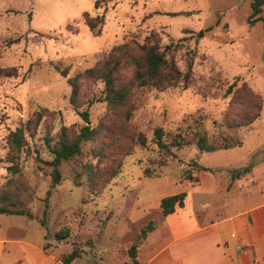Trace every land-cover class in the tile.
<instances>
[{
	"label": "rangeland",
	"instance_id": "1",
	"mask_svg": "<svg viewBox=\"0 0 264 264\" xmlns=\"http://www.w3.org/2000/svg\"><path fill=\"white\" fill-rule=\"evenodd\" d=\"M250 2L104 0L96 8L95 0H0V66L17 68L16 76L0 79V192L9 189L10 200L18 199L32 215L0 214V239L46 246L40 264H60L73 243L82 254L70 264H126L131 245L142 246L138 257L143 261L163 242L162 197L186 192L196 210L206 200V213H212L228 198L222 188L203 195L196 179L222 187L231 175L228 169L249 168L251 163L264 184V26L262 19L248 23ZM84 12L103 16V23L91 30ZM258 16L264 19V4ZM150 33L157 35L162 48H170L167 56L180 71L192 62L191 80L187 86L136 91L126 119L121 109H108L104 82L82 73L115 45L126 42L137 54V44ZM55 66L66 68L67 74L62 76ZM132 72L128 63L121 64L122 80H129ZM77 74L74 107L69 79ZM247 89L260 98L259 115L246 126H234L244 113L256 109L257 101ZM84 110L97 137L82 143L81 155L60 163L61 179L50 187L47 161L52 155L45 138L54 142L62 126L77 133L86 125L78 114ZM36 112L42 115L39 123L31 134L25 132L26 145L8 161L9 132L34 119ZM183 119H199L210 140L220 134L239 136L242 145L206 152L189 144L172 148L174 155L164 154L153 141L154 129L175 132L184 126ZM138 133L145 136V146L129 138ZM14 163L16 173L7 169ZM100 171L98 180L105 183L95 193L89 188L90 173ZM64 227L69 237L56 240L54 233ZM6 246L16 251V243ZM28 260L39 264L36 255L25 257L22 264Z\"/></svg>",
	"mask_w": 264,
	"mask_h": 264
},
{
	"label": "trees",
	"instance_id": "2",
	"mask_svg": "<svg viewBox=\"0 0 264 264\" xmlns=\"http://www.w3.org/2000/svg\"><path fill=\"white\" fill-rule=\"evenodd\" d=\"M104 0H95V7L98 8ZM264 0H251L250 5L252 13L248 18V23L253 24L258 19H264L259 17L258 14L262 10ZM84 22L88 27L93 30L98 25L103 23V16L96 15L90 16L88 12L83 13ZM168 46L162 48L159 44V39L155 33H150L145 37L144 41L137 44V50L139 52L134 54L130 50L129 44L124 42L113 46L107 55L103 59L98 61L94 66L89 67L83 71L85 77L93 79H101L104 82V100L108 109L115 110L121 109L125 118L128 119L131 114V98L136 91L145 90L148 88L165 89L170 86H177L182 83L184 86L191 80L192 62L188 61L187 69L185 72L180 71L177 67L174 59L168 58L167 50ZM128 63L133 68L131 78L124 81L120 78L119 70L121 64ZM55 68L60 72L62 76L67 74V69H60L58 66ZM17 75V68L2 67L0 66V79L2 77H12ZM69 79L71 86V93L69 101L72 106L76 107L77 96L79 93L78 76ZM233 83L230 84L225 93L229 94L232 90ZM249 95L257 101L255 111L253 113L247 112L242 115L240 120L235 123L234 126H246L252 123L259 115L260 110V98L257 94L248 90ZM81 118L86 122V125L82 126L77 133L70 134L65 126L60 128L58 137L54 142L52 139L46 136L45 143L48 151L51 153L52 158L47 161V164L51 167L50 187L55 186L61 179V173L59 165L63 161H68L75 157H78L82 153V143L86 141H93L96 139L98 131L95 127H91L89 123V114L86 110L78 112ZM35 118L28 119L25 123L20 124L14 130L8 134L7 142L9 146L8 161H14L17 158L19 152L26 145L25 132L31 134V129L35 128L39 123L42 115L41 112H36ZM182 124L175 132H166L161 127H157L153 131V141L155 145L166 155H174L172 148H182L189 144H194L200 151L212 152L220 149H229L242 145V139L232 136L219 135V139H211L208 137L205 131L201 129V121L199 119H193L192 122H187L183 119ZM233 125V124H230ZM129 138L132 142H137L140 146L146 145V138L143 134L137 135L130 134ZM102 151H98V156H101ZM115 160V159H114ZM118 165V163L116 164ZM198 169L208 170L196 164ZM8 171L16 173L19 171L17 163L9 165ZM249 168L245 167L241 170H234L235 175L244 174ZM144 172L147 174L148 169ZM92 181L89 183V188L95 193L101 191L104 187V183H100L98 177L102 175V172H91ZM114 172L111 174L113 175ZM78 182V181H77ZM51 190L47 191L49 195ZM12 193L9 189L0 192V214H27L32 216L29 211L20 207L18 199H11ZM187 200V193L180 192L168 196H164L160 199L159 205L161 212L164 216L175 212L177 209L183 208ZM42 224L45 221L42 220ZM151 227V226H150ZM70 230L68 227H64L54 233L56 240L61 241L69 237ZM145 235V231H142V236ZM46 246H44L45 250ZM137 245H131L128 249L129 262L126 264H140L137 260ZM82 251L77 247L76 243L72 244V249L67 254L61 257L60 264H70L74 259L81 257Z\"/></svg>",
	"mask_w": 264,
	"mask_h": 264
},
{
	"label": "crops",
	"instance_id": "3",
	"mask_svg": "<svg viewBox=\"0 0 264 264\" xmlns=\"http://www.w3.org/2000/svg\"><path fill=\"white\" fill-rule=\"evenodd\" d=\"M244 166L228 169L231 175L222 187H208L202 179H196L203 195L219 193L222 188L228 199L206 213L210 203L202 200L196 210L187 194L183 208L164 216L161 246L151 249L143 261L138 257L142 246H137L139 263L264 264V184L252 163L247 172L235 175L233 171ZM7 243H16V251L12 252ZM0 244V264H22V259L32 254L40 264L47 256L40 244L31 241L0 239ZM27 264L32 263L28 260Z\"/></svg>",
	"mask_w": 264,
	"mask_h": 264
}]
</instances>
